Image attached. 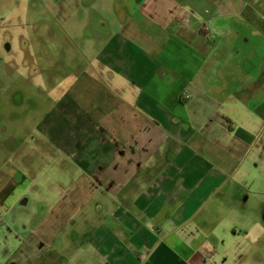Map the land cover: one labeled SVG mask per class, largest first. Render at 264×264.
Here are the masks:
<instances>
[{
  "label": "crops",
  "instance_id": "0c3cea01",
  "mask_svg": "<svg viewBox=\"0 0 264 264\" xmlns=\"http://www.w3.org/2000/svg\"><path fill=\"white\" fill-rule=\"evenodd\" d=\"M247 1L256 9L264 5V0ZM113 13L119 21L118 33L114 36L108 26L110 35L88 59L87 75L76 68L79 78L57 92L37 127L46 146L58 150L53 167L67 176L57 184L65 192L53 205L46 200L38 203L40 241L31 237L32 249L12 252L5 246L0 249V264H69L66 250L56 248L61 242L80 253L77 264H137L143 257L141 253L130 257L133 251L152 248V252L156 245L153 248L149 240L161 234L164 225L168 240L190 220L191 214L184 218V208L205 184L207 172L229 168V163H212L204 155L205 144L210 143L208 148L215 144L209 132L219 117L217 113L211 118L210 110L218 112L223 104L237 103L232 94L223 99L216 86L220 68L215 58L206 48L192 49L176 37L158 41L144 32L139 35L132 20L123 25ZM179 21L184 24L182 18ZM131 31L151 48L146 59L128 48L124 35ZM124 54L129 56L125 63ZM89 76L90 82L82 84ZM230 81L235 78L230 76ZM245 89L254 100V82H247ZM193 142L197 152L190 146ZM223 178H218L220 188L227 184ZM13 181L14 175L3 176L0 199L7 206L13 204L10 213L15 216L21 201L27 200V207L31 202L17 196L28 181L19 186ZM25 209L18 216L26 214ZM67 226L71 231L64 239L61 232ZM47 252L55 262L42 260ZM191 258L195 264H205L199 253L190 250L186 260Z\"/></svg>",
  "mask_w": 264,
  "mask_h": 264
},
{
  "label": "rangeland",
  "instance_id": "374dc122",
  "mask_svg": "<svg viewBox=\"0 0 264 264\" xmlns=\"http://www.w3.org/2000/svg\"><path fill=\"white\" fill-rule=\"evenodd\" d=\"M99 1L97 10L102 12V17L93 15V20L106 22V25L109 23L115 36L119 31V21L113 13V0ZM82 2L0 0V182L13 167L20 171L26 167V161H23L26 155L31 156L27 162L35 165L37 174L32 178L35 183H23L17 192V196L29 199V207L27 200L21 201L15 207L13 216L10 213L13 204L12 207L7 206L0 199V249L5 246L11 252L27 247L32 249L33 238L40 241L43 234L38 228V223L42 221L41 205L38 203L46 200L48 205H53L60 199V192H65L57 184L67 176L57 172L51 163L55 158L53 152L55 154L58 150L52 152L44 144L37 127L50 111L57 92L66 90L79 78L76 68L80 67L86 76L88 58L100 51L105 43L108 25L102 28L101 33L95 29L88 30L93 24L87 26L83 16L86 8ZM129 2L138 7L135 6L136 0ZM71 11H78L79 14L71 17ZM226 15L235 20L238 17L239 20L258 23L264 29L263 15L247 0H223L220 4L210 0H159L149 18L151 32L145 33V36L158 41L176 37L188 43L192 49L206 48L220 68L215 83L224 94L222 98L226 99L227 95L232 94L237 103L223 104L218 112H215V108L210 110L211 118L219 114L216 125L209 132L215 144L208 148L210 143L207 142L204 149L208 161L227 162L229 168L214 174L207 172L209 176H206L205 184L184 208V218L191 214L190 220L168 240H164L167 234L164 225L162 233L149 240L153 248L156 245L152 252V248L133 251L134 255L130 257L135 258L139 253L143 257L137 264H148L151 259V264H195L192 258L190 262L186 260L190 250L199 253L205 264H264V228L259 219L260 201L264 193V159L258 152L264 144V67L261 60L254 62L243 57L241 52L233 55L228 37L220 40L215 26L218 19ZM188 16H193L195 21ZM180 17L185 19L183 25ZM209 17L214 19L210 21ZM131 18L137 27L141 24L139 14L134 13ZM220 23H223L220 29L224 30L233 25V20L220 19L218 26ZM134 31L143 34L139 28H134ZM124 39L138 57L146 59L145 52H151L140 36H132V31L124 35ZM252 50L251 47L249 51ZM48 55L52 57L51 60L44 59ZM25 57L32 58L34 62L28 69L22 64ZM126 58L129 56L124 54L121 61L125 63ZM59 65L64 67L61 74ZM39 69L42 72L35 75ZM230 76L235 78L234 83H231ZM90 78L83 80L82 84L84 81L90 82ZM247 82H254V100L245 89ZM247 103H251L248 108ZM256 104L258 106L253 108ZM126 111L130 112V107H126ZM38 143L43 151L38 152ZM195 144L193 142L190 146L197 152ZM230 151H233L231 156L228 155ZM11 152L18 155L12 157ZM39 153L42 155L37 159ZM259 160L261 163L255 164ZM223 176V181L226 179L228 185L220 188L218 178ZM246 198L248 204L242 206L240 201ZM99 199H104L103 192ZM24 209L26 214L18 216ZM180 225L176 223L175 226ZM70 231L71 226L63 227L61 236L65 239ZM125 244L133 247L129 241H125ZM56 248L66 250L69 264H77L80 260V253L67 247L64 242L56 245ZM47 259L55 262L50 252L42 257L43 261Z\"/></svg>",
  "mask_w": 264,
  "mask_h": 264
},
{
  "label": "flooded vegetation",
  "instance_id": "af4514ba",
  "mask_svg": "<svg viewBox=\"0 0 264 264\" xmlns=\"http://www.w3.org/2000/svg\"><path fill=\"white\" fill-rule=\"evenodd\" d=\"M158 1L159 0H136L135 6H138V7L135 8L134 5L130 4L129 0H113L112 9L117 14L118 18H120L121 24H123V25L128 20H132V18H131L132 14H134V13L139 14L141 16L142 21L138 27L142 30V32L150 33L151 32V27H150L151 22L149 21V18L152 17L154 5ZM170 1H172V0H170ZM210 1L213 3L220 4L223 0H210ZM84 4H85V6H83V7L86 8V12H85V14H83V16L85 17L84 19L87 21V26L93 24L92 26L89 27L88 30L95 29L96 31L101 33L102 28L107 27V25L109 26V23H107V25H106V22L105 23H98V22H95L93 20V15L99 16L100 18L102 17V12L97 10V6L100 4V1L99 0H89V2H88V0H87V2H86V0H83L82 5H84ZM258 9L260 10V13L263 15L262 19H264V8H263V6L259 7ZM71 13H72L71 17L79 14L78 11H71ZM188 17L190 20L192 19L191 16H188ZM180 18H182L185 21V19L183 17H180ZM217 18H219V17L217 16ZM220 19L221 20L222 19H225V20L232 19L233 25L227 29L221 30L220 28L223 27V23H220L219 26L217 24V22L220 21ZM220 19H218V21L216 22V26L214 23V26L216 27V29H218V32L220 35V40H222L224 37H228V39H229L228 42H230L231 44L230 43H227V44L228 45L230 44L229 46L231 47V51H232L233 55H237L241 52L243 57H247L250 60H253L254 62L255 61L259 62V60H261L260 63H262V65L264 67V34H263L264 29L260 25H258V23H249V22H246V20H239L238 17H237V20H235L230 15H226L224 17H221ZM240 21H242V22H240ZM95 23L98 25H94ZM262 23L264 25V21ZM259 26L261 28H259ZM123 27L124 26H122L121 28H123ZM108 29H109V27H108ZM109 30H108V34L105 36V41H106L107 37H109V35H110ZM240 32H245L246 34L240 33ZM251 47L253 48V50L249 51L251 49ZM245 51H247V54H244ZM96 54H93L92 56H94ZM92 56H90V57H92ZM44 59L51 60L52 57L50 55H48L47 57H44ZM32 63H34L33 59L28 58V57H25L23 59V62H22L23 66L26 69H28V66H31ZM55 69H56V67H55ZM59 70H60V74H61V71L64 70L63 65H61V66L59 65ZM41 72H42L41 69H39V71L35 75L40 74ZM29 73H30V71H29ZM38 134H40L39 131H38ZM32 141L34 142L35 149H37L35 139H33ZM262 146H263V148L261 147V150L258 152L262 155V160H263L264 159V144H262ZM51 150H52V152L54 151V149H51ZM40 151H43V147L38 143V152H40ZM56 153L54 154V152H53L52 155H55V157H56ZM17 155H18L17 153L11 152L10 156L16 157ZM41 155H42V153L37 154V159ZM30 158H31L30 155H26L23 157V161H26V163H25L26 167L23 168L21 171L18 170L16 167H13L10 170L9 174H7V176H9V177H10V175L11 176L14 175V181H15V182L13 181L14 184L19 186L24 182V180H27L28 183L33 182L32 178L33 177L35 178L37 176L36 167H34L35 165L31 166V163L27 162L28 159H30ZM51 163H52V165L55 163V158L52 159ZM257 163H261V160H259L258 162L256 161L255 164H257ZM261 198H262V201H260L261 203H260V209H259V219H261V225L264 228V193L261 196ZM240 204L242 206H246L248 204L247 198L242 199L240 201Z\"/></svg>",
  "mask_w": 264,
  "mask_h": 264
}]
</instances>
